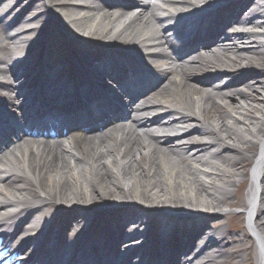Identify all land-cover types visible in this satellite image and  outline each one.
<instances>
[{"label":"bare ground","instance_id":"1","mask_svg":"<svg viewBox=\"0 0 264 264\" xmlns=\"http://www.w3.org/2000/svg\"><path fill=\"white\" fill-rule=\"evenodd\" d=\"M46 1L48 11L54 18L51 20L64 24L83 39L113 41L119 46H127L136 51L140 50V46L145 47L147 53L144 55L153 64L162 66L161 76L167 78V83L162 80L164 85H158L150 91L151 98L135 107L133 112L130 111L132 107H126L121 99L118 101L109 98L105 85L95 87L91 83L87 84L90 76L85 73V68L84 74L78 73L79 67L83 68L82 66L91 62L84 50L67 52L54 70L58 76L70 73L71 78L60 79L63 84L61 92H49L46 89L48 96L56 99L60 108L79 113L85 111L87 114L90 113L87 109L91 108L100 115L96 120H81V129L54 140L51 137L46 139L24 134L10 147L5 146L4 151L0 152V168L9 161L19 169H26L29 176L9 177L0 172V195L5 197L0 200V214L5 215L0 218L1 227L13 230L16 222L6 219L21 214L23 209L22 214L27 212V215L35 211L40 219L28 227L31 237L19 240L22 246L29 248L30 241L34 244L42 242L44 251L40 254H43L46 246L52 248V244L47 242L53 240L51 236L54 234L58 252L75 256L77 253L69 248L70 241L79 242L89 236L94 237L96 242H101L106 236L115 245L121 234L112 232L119 231L118 227L135 219V222L147 225L148 238L143 236L142 244L134 249L137 253L147 255L152 261L158 255L160 258L167 255L169 259L172 255L179 259L178 264H231L235 258L242 262L257 241L254 258L256 264H264V94L260 92L264 91V32L236 30L227 34V27L220 23L209 30L208 38L221 46V54L199 57L188 66H173L168 53L158 49L164 46L162 36L165 28H155L156 23L163 25L167 20L198 19L205 10L208 14L211 11L218 14L240 5L245 11L254 1L249 16L241 20L255 25L262 23L264 26V0H163V8L151 5L149 1H141L145 12L134 18L125 14H113L123 12L119 5L114 6L111 13H103L109 0ZM37 6L36 3L34 9ZM188 10L190 11L187 12ZM46 15L45 10L41 12L37 9L33 15L27 16L28 23L35 22L38 25L26 28L29 29L26 33L23 28L9 31L5 27L6 21H0V112H9L14 108L19 113L24 112L27 108L23 102L25 91L34 87H38L37 93L40 88L41 91L45 90L38 75L35 78L29 77L32 71H38L42 75L43 69L40 71L39 68L46 67L47 60L41 57L42 64L32 63L29 55L31 50H35L37 35L47 27L42 24L49 19ZM177 32L178 29L172 27L168 33L176 38ZM222 37L226 38L222 41ZM21 41L26 42L25 51L29 54L11 65L6 63L15 53L23 52ZM166 41L169 42V39ZM194 42L191 40L188 45ZM204 42L208 40L202 41ZM35 55L44 56L45 51L35 52L33 57ZM100 57L102 55L98 53L90 56L93 58L92 64L101 68L99 74L110 82L121 85L122 79L112 73L111 69L120 66L126 69L127 65L117 58H110L108 63L102 64L98 62ZM205 67L215 68L219 73L223 70L230 71L229 76L233 78L231 85H218L217 93L198 95L190 84L192 80L202 79V75L196 74V71ZM54 70L51 71L55 73ZM89 74L93 75L94 72L90 71ZM11 76H17L24 82L11 80ZM136 77L141 78L139 85L138 82L131 84ZM150 80L148 76L142 77L141 73H132L124 81L130 82L127 88L133 89L132 86H135V89L140 90L143 87L141 84L146 86L145 83ZM88 85L92 86L90 90ZM244 85L246 90L238 88ZM75 86L77 87L73 91ZM81 91L90 98L87 105L82 100H78L77 105L70 101L69 96H76ZM127 97L126 101L130 103L132 97L129 94ZM217 97L228 101V104L219 103ZM239 98L245 102L241 103ZM98 100H102L108 109L100 110ZM2 105H7L8 108ZM121 111L129 114L127 119H131L130 125L124 122L117 124L115 121L106 125L109 114L118 113L113 117H120ZM153 111L157 115L150 118ZM178 118L183 119L189 127L181 137L156 136V128L146 131L147 136H143L137 130V127L149 129L153 123L155 126L165 125L164 132H172ZM70 125L68 123L67 127ZM27 130L32 131L33 128ZM254 161L252 180L243 198L239 191L248 181L249 167ZM16 204L22 206L18 209L11 208ZM130 205L139 211L126 212L123 209ZM226 205H245L248 226L255 236L247 230L241 234L229 231L228 226L222 222L225 216H229L225 210ZM77 208L106 216H95L90 226L82 231L73 226L70 240L66 242L61 231L69 219L75 217L76 224L84 222L89 216L85 213L77 215ZM143 211L157 214L166 212L181 217L192 214L196 219L213 221L217 225H208L206 231H198L199 235H206L198 239L200 241L196 246L203 244L202 239H208V242L205 247L198 248V257L190 261V257L184 254L180 259L179 251L186 252L188 246L181 247L182 240L183 243L185 240L191 241L196 230L189 233L192 228L190 224L142 217L140 214ZM239 220L240 224L243 223L242 215ZM131 226L126 228L130 229ZM5 237L7 241L10 233ZM164 240L167 241L164 245L166 247L161 249L155 242ZM246 241H250V244L242 247ZM131 242L121 244L124 253L129 252ZM174 242L179 243L177 253L167 244ZM238 242L242 243L236 248ZM25 253L28 261L34 258L31 252ZM78 253L85 255L84 264H95L90 259L94 256V251ZM98 253L106 254V250L96 247L95 255ZM40 258L41 255L37 259ZM110 264L123 263L112 260Z\"/></svg>","mask_w":264,"mask_h":264},{"label":"rangeland","instance_id":"2","mask_svg":"<svg viewBox=\"0 0 264 264\" xmlns=\"http://www.w3.org/2000/svg\"><path fill=\"white\" fill-rule=\"evenodd\" d=\"M38 0H36V2H37ZM18 10H20V8L19 9H17L16 11H18ZM56 60L57 59H54V63L56 62ZM244 62H246V61H244ZM191 85V84H190ZM192 85H193V87H195V85H194V83H192ZM196 92H197V94L198 95H200V96H202V95H205V93H202V92H199L197 89H196ZM242 102H244V101H242ZM206 168H208V167H206ZM239 193H240V196H241V191H239ZM231 216H233V215H229V217H224V219H223V221H224V223L227 225V226H229V231H232V232H234V233H236V234H241L242 233V231H243V229H244V226H243V228H241V227H239V226H241L239 223H238V221H232L231 219H230V217ZM238 218H236V220H237ZM243 225H244V223H243ZM241 243L242 242H238L237 244H236V246L237 247H239V246H241ZM245 246H247V245H249V241H246L245 242V244H244ZM243 247V246H242ZM251 257V256H250ZM248 259L249 258H246L244 261H242V262H239V261H237L238 259L237 258H235L234 260H233V263H231V264H248L247 262H248Z\"/></svg>","mask_w":264,"mask_h":264}]
</instances>
